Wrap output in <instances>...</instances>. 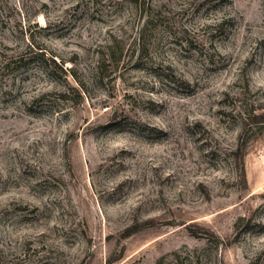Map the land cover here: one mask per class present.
I'll return each mask as SVG.
<instances>
[{
    "label": "rangeland",
    "instance_id": "obj_1",
    "mask_svg": "<svg viewBox=\"0 0 264 264\" xmlns=\"http://www.w3.org/2000/svg\"><path fill=\"white\" fill-rule=\"evenodd\" d=\"M0 264H264V0H0Z\"/></svg>",
    "mask_w": 264,
    "mask_h": 264
},
{
    "label": "trees",
    "instance_id": "obj_2",
    "mask_svg": "<svg viewBox=\"0 0 264 264\" xmlns=\"http://www.w3.org/2000/svg\"><path fill=\"white\" fill-rule=\"evenodd\" d=\"M53 63H55V62H53ZM252 116V115H251ZM253 118H255V116H253Z\"/></svg>",
    "mask_w": 264,
    "mask_h": 264
}]
</instances>
